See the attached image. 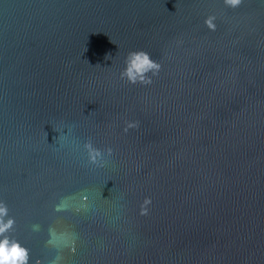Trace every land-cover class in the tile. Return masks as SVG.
Returning a JSON list of instances; mask_svg holds the SVG:
<instances>
[{
	"label": "water",
	"instance_id": "95a60500",
	"mask_svg": "<svg viewBox=\"0 0 264 264\" xmlns=\"http://www.w3.org/2000/svg\"><path fill=\"white\" fill-rule=\"evenodd\" d=\"M0 264H264V0H0Z\"/></svg>",
	"mask_w": 264,
	"mask_h": 264
}]
</instances>
